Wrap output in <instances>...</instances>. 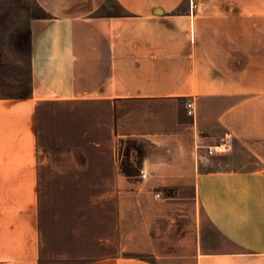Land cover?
I'll return each instance as SVG.
<instances>
[{
  "label": "crops",
  "instance_id": "crops-1",
  "mask_svg": "<svg viewBox=\"0 0 264 264\" xmlns=\"http://www.w3.org/2000/svg\"><path fill=\"white\" fill-rule=\"evenodd\" d=\"M34 2L29 92L0 95V264H40L32 161L65 104L87 109L82 139L107 150L115 188L117 250L84 264H264V168L208 153L240 134L245 104L263 130L264 0ZM126 138L144 142L131 175L116 160Z\"/></svg>",
  "mask_w": 264,
  "mask_h": 264
},
{
  "label": "rangeland",
  "instance_id": "rangeland-1",
  "mask_svg": "<svg viewBox=\"0 0 264 264\" xmlns=\"http://www.w3.org/2000/svg\"><path fill=\"white\" fill-rule=\"evenodd\" d=\"M38 14L41 11L34 0H0V95L22 96L29 92L27 24ZM65 105L48 108L45 141L41 145L47 158L32 161L36 166L33 183L39 218L40 264H84L113 253L118 247L115 188L103 186L102 182L111 179L110 156L103 148L97 154L82 139L87 128V109ZM256 106L264 109V102ZM249 107V104L241 106L240 122L230 124V130L236 126L240 134L227 135L229 152L222 165L264 168V115L260 116L262 132L252 136ZM143 145L137 139H119L118 164L125 165L132 174L137 173L139 155L134 148L144 150ZM98 181L102 182L101 187Z\"/></svg>",
  "mask_w": 264,
  "mask_h": 264
},
{
  "label": "built area",
  "instance_id": "built-area-1",
  "mask_svg": "<svg viewBox=\"0 0 264 264\" xmlns=\"http://www.w3.org/2000/svg\"><path fill=\"white\" fill-rule=\"evenodd\" d=\"M185 109L187 110V113L194 116L195 115V103L192 99H187V101L185 102ZM227 136L225 138V140H223V142L219 143L218 146H212V147H208V153H214V152H219L222 153L225 150H227L229 148V145L227 144ZM156 197H159L160 194L159 192L155 193Z\"/></svg>",
  "mask_w": 264,
  "mask_h": 264
},
{
  "label": "trees",
  "instance_id": "trees-1",
  "mask_svg": "<svg viewBox=\"0 0 264 264\" xmlns=\"http://www.w3.org/2000/svg\"><path fill=\"white\" fill-rule=\"evenodd\" d=\"M134 149H137V152H138V155H139V157L142 155V152H143V150H142V148H134ZM129 151H130V149H128L127 150V152H126V155L128 156V154H129ZM121 170H122V172L123 173H125L126 175H131L132 173H130V170L125 166V165H121Z\"/></svg>",
  "mask_w": 264,
  "mask_h": 264
}]
</instances>
